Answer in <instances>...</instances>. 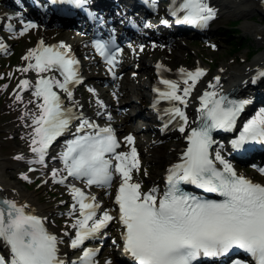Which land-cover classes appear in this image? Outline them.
<instances>
[{"label":"snow or ice","instance_id":"snow-or-ice-1","mask_svg":"<svg viewBox=\"0 0 264 264\" xmlns=\"http://www.w3.org/2000/svg\"><path fill=\"white\" fill-rule=\"evenodd\" d=\"M71 2L80 6L85 0ZM176 11L184 12L183 21L198 26H205L216 15L207 0H183ZM176 11L172 15H176ZM33 27L35 25L32 23L26 24L20 35ZM93 46L111 66V71L120 50L112 51L110 42L100 40L93 41ZM2 48L4 45L0 44ZM23 59L34 60L35 63L30 62L19 71L33 69L39 74L57 70L63 76L62 82L55 77H41L35 84L33 96L43 101L38 104L39 113L31 117L33 129L30 144L31 151L38 156L36 162L43 163L49 146L69 130L73 120L79 119L74 138L66 141V147L59 156L63 170L67 171L68 176L83 179L86 185L106 187L113 181L114 167L120 178L115 203L119 206L118 219L123 226V247L136 264H194L201 256L222 257L234 249L248 254L254 264H264V184L238 174L219 150L214 159L223 167L217 168L210 154L215 143L212 131L232 130L248 100H230L215 91H205L200 96V124L186 135L187 148L180 162L168 169L166 188L163 194L158 195L155 188L142 192L140 183L133 181L132 172L139 171L140 163L132 146V135L124 138L131 146L130 151L117 152L119 144L110 127L97 128L82 116L77 117L71 108L63 106L61 97L53 91L55 86L71 98L69 85L80 83L78 62L67 47L62 43L45 45L41 40L35 48L28 50ZM179 72L183 77L182 94L179 83L172 80L160 81L166 86L165 91L158 88L153 91L159 93L161 100L186 105V98L197 80L205 74V69L197 67L194 71H186L181 68ZM259 76H264V71L259 72ZM29 84V81L21 80L17 87L23 90ZM88 91L94 92L91 88ZM16 99L20 100L21 97L17 95ZM166 111L171 114L169 123L177 117L183 121L179 131L184 133L188 120L181 108L173 104ZM248 142H264V109L244 124L239 137L231 144L234 149H240ZM57 171L53 169L54 180ZM259 171L264 174V169ZM23 179L27 180L28 177L23 175ZM65 179L62 177L57 182L64 183ZM181 184L216 193L222 199L198 197L184 191ZM69 190L75 202L73 211L76 205L79 206V218L72 225L76 235L70 245L75 249L95 237L114 217L108 211H102L97 216L100 205L95 202V196L86 195L74 185H69ZM25 208L12 200H0V240L10 250V258L0 255V264H65L58 255V244L62 241L46 230L40 217L26 212ZM95 254V249L84 248L73 264H95ZM233 264L247 262L234 260Z\"/></svg>","mask_w":264,"mask_h":264},{"label":"bare ground","instance_id":"bare-ground-1","mask_svg":"<svg viewBox=\"0 0 264 264\" xmlns=\"http://www.w3.org/2000/svg\"><path fill=\"white\" fill-rule=\"evenodd\" d=\"M15 4L23 2H28L30 0H14ZM126 2H129V4H134V0H125ZM121 1V6L123 2ZM5 2V0L3 1ZM90 3L95 4V6H98L102 8V11L107 10L110 12L112 8H116L120 6L118 3H114V0H89ZM210 7H212L215 10V17L216 16H239L243 17L246 20H244L243 23L239 25V28L242 31L248 32L252 34L255 39H257L259 42L264 44V23H261L260 20H253L251 19V16L255 11H259L264 16V0H207ZM14 4V2H13ZM36 12L31 13V15H26V17L29 19V22H12L10 19L13 17H8V13L1 8L0 4V26H11L10 28H13L14 26L24 27L28 23L35 22L39 27H42L43 25H49L53 27H58L63 24H67L70 22L69 20H65L62 22V20H58L56 24L50 23V20L52 19V16L41 6H37L34 9ZM101 11V12H102ZM117 14L122 15L121 22H125L123 17L125 16H133L134 12L132 13L127 7H124L123 9L119 8L117 9ZM36 15H40L41 18H37ZM136 15V14H135ZM137 19V18H136ZM135 17L134 20L136 21ZM154 17L152 15L149 16L145 21H138L140 23L136 24L133 28L130 26L128 29L122 30V35L120 37L123 39V51L120 52L127 54L129 57L125 58L122 62L120 59H117L116 67H112L111 71L109 68L111 67L107 63L100 64V66L94 71H88L86 70V64L83 66V73L82 75L85 76L87 79H91L93 83H100L101 81L106 80H114V79H121L117 85H114L113 88L110 91V93H104L103 90L97 89L95 86L89 85L88 87L93 89L94 92H90L91 96L86 97V94L80 95L78 93V89L76 85L72 84L69 85V90L72 92V97L69 98L65 92H63L61 89L53 86V91H55L63 101V106L65 108H71L73 111V114H75L77 117L82 116L84 119L88 120L90 123L95 124L97 128H102L105 125L99 126L96 124L94 120H96V116H99L101 114H108L110 108H115L117 106H122L125 103L123 99H121L122 93H126V87H124L127 77L124 75V69L131 67L130 70H133L134 64H137V66L143 68L144 70H148L150 74L147 78L140 79L136 75H131L130 78H128L131 83L134 85L135 91L141 96L145 97L146 99H149L148 102L143 103L140 101V104H138V110L136 114L143 117L137 124L131 126L130 132L127 134H123L121 144L118 149H116L117 152H128L130 151V145L127 144L125 141V137L128 135H132L134 138V146L136 149L137 154L143 153L147 156L148 159L158 161L160 164L158 165V169L155 172V179L159 180L162 176V173L167 170L172 162L176 159L180 151L183 149L185 142H186V135L188 131H185L184 133H181L179 131V127L181 124H183V121L177 117L175 120H172L171 123H169L170 120V113H168L166 110L171 108L173 104H175L177 107L181 108V110L184 112L185 116L187 117V120L190 118V115H186L187 112L190 114H193V119L198 116L199 109H200V96L204 94L205 91H215L218 94L221 92H225L234 86L238 85V89L236 90V94L240 97L241 100H248L249 103L246 104L241 111L240 115L237 117L236 124L230 131H225L222 129H219L217 131L216 136L213 138L215 143L212 145L210 153L215 158V153L217 150L220 151L222 157L228 161L234 168V170L241 175L247 176L245 173L240 172L236 169L233 161H229L227 158L230 156H233L232 158L242 157H250L252 154H254L258 158L264 157V142H258V146L253 147L254 150L250 153V150H245L243 147L240 149H234L232 147L231 141L237 139L243 130L244 124L252 119L254 116L257 115V113L264 109V76H259V72L264 71V47L262 50H260L259 53L252 55L249 59H246V55L243 54L238 62H236V58L234 59V62L236 64H231L230 62H224L221 61L219 65L213 70L208 71V65L204 61V58L201 56L195 60L194 63L191 62H184L180 65H173L168 61V55L163 54L157 58H152V48L149 50H146V52L143 51L142 46L143 44H155L156 42H169L172 41V36L175 32H178L177 35H180L179 33L184 32H206L209 29L208 23L205 26H198L195 24H190L186 22V26H182L180 28L171 26L170 22H168L164 17H159L156 21H154ZM75 21L79 24H77L80 28V31L86 32L87 27H89L91 30L94 31H100L104 32L107 31V29H111V33L115 34L116 27L114 24L115 22H107L108 25L106 27L102 26V23L99 21H88V19L85 16H78ZM88 21V22H87ZM154 21V22H153ZM119 23V22H118ZM139 24L141 25L142 29L140 28ZM131 25V24H130ZM139 28L143 31H140ZM146 28V29H145ZM68 32V31H66ZM88 32V31H87ZM212 31H209L211 33ZM154 33H157V35L162 34L160 37V40L153 39ZM90 32L88 33L89 36ZM87 35L78 34L75 37L77 39L83 38L85 39V43H92L91 35L88 37ZM52 37L48 36V33L45 29L41 30L37 34L36 39H29L26 43V53L27 54L29 49L35 48L37 44L42 40L45 45H54V41H51ZM55 45L63 44L67 48L70 49H76V43L68 44L63 41L55 42ZM0 44L4 45V48L0 49V55L3 52H6L7 45L4 42V39L0 35ZM148 55V58L142 57V54ZM24 55V56H25ZM23 56V57H24ZM22 59L23 67H26L28 63H35L34 60L32 61H26ZM151 57V58H150ZM152 61V64H151ZM121 62V64H119ZM160 65L161 67H157ZM197 67L205 69V74L200 77L196 85L193 87L191 94L186 98L187 104H180L176 101H168V100H161L159 99V93L152 91V87L155 85V88H158L160 91H165L166 86L162 84L161 80H172L176 81L180 85V93L182 94V89L184 87L183 85V77L181 73L179 72V69L183 68L186 71H194ZM21 68V69H22ZM103 77H99L97 74L102 73ZM41 77H55L57 80L63 81L62 77L57 73L56 70H50L45 73H37L33 69H29L28 72H22L20 73L19 77L16 79V85L14 88V92L12 96L14 97L13 101L15 102V106L13 107V114L17 115L19 119H22V123L19 127H17V130L19 131V138L18 143L20 146L27 147L24 150V153H20L17 157H22V159L14 158L15 160H20L22 163H27L28 160L37 163L38 156L36 153H33L31 151V133L33 129L32 120L31 117L33 114L39 113L38 104L42 103V99L36 96H33V92L35 91V84L37 79ZM219 78L218 80L216 78ZM260 77L259 82H250L253 80V78ZM21 80H27L30 82L29 86L27 88H24L21 90V88L17 87ZM262 81V82H260ZM124 85V86H123ZM211 85V87H210ZM237 87V86H236ZM137 94V95H138ZM19 95L21 97L20 100L16 99V96ZM109 99L106 100L103 97H108ZM138 97V96H137ZM144 98V99H145ZM142 99V98H141ZM128 101H131V98L128 99ZM101 104L103 106H101ZM90 105H93L94 110H91L89 107ZM88 109V110H86ZM27 113V115H26ZM134 112H132L130 117H133ZM93 117V118H92ZM153 118V119H152ZM152 119V126L160 131L170 132L177 134V139L175 142L165 147L164 149H158L155 147V144H149L148 147L141 149L139 148L140 140L136 139L135 134H137L139 131L143 130L142 125L150 122ZM193 119L190 123V125L193 124ZM150 120V121H147ZM79 119L73 120L69 126V130L63 133L59 138L58 142L53 143L51 146L53 147L50 151L47 150L43 163L41 166H35L34 169H41L44 172H47V182L53 181L52 172L53 169L58 170L57 176L55 180H60L62 177H66L64 182L69 180L71 176H68L67 171L63 170L64 165L62 161L60 160L59 156L60 153L64 151L66 147V141L71 140L74 138V134L76 132V127L79 125ZM241 124V125H240ZM145 128V126H144ZM124 129V128H123ZM117 130H122V126H117ZM86 131H94V129H86ZM225 145V146H223ZM50 146V147H51ZM49 147V148H50ZM123 147V149H122ZM121 148V149H120ZM259 149V151H258ZM50 158H57L59 160V167L55 168L53 166V163L50 161ZM49 160V161H48ZM215 161V159H214ZM115 162V161H114ZM216 165L220 168L223 166L218 162L215 161ZM9 162L6 160H0V174L1 172L5 171L9 173V178L18 176L19 174L21 177L23 175H31V171L28 173L20 171V170H11L9 169ZM9 169V170H7ZM264 169V168H261ZM166 172V171H165ZM51 174V175H50ZM132 176L134 177L133 173ZM36 180V179H35ZM134 181V180H133ZM120 182V179H119ZM135 182V181H134ZM256 183H262L264 184V180L259 179L255 181ZM67 183L68 187L69 185H74L77 188H80L86 195L88 196H95L96 197V203L100 205V208L97 210V216L100 215L102 211H108L110 215L114 217L113 220L118 219L119 212L113 208L112 203H100L97 200L96 193L90 192L87 190V185L84 181H82L80 184H72V182ZM153 184L150 186V188L142 191L147 192L152 188H155L157 190V194H159V189L156 188ZM141 185V184H140ZM0 197L2 199H8L15 201L17 205L19 206H26L25 211L36 215L40 217L43 221L44 227L46 230L58 237L59 240L62 241V243L58 244L59 252L64 255L65 257V264H73L74 261L78 260V257H80L83 253L84 248H72L71 241L75 238L76 235V229L72 227L75 220L79 218V206L76 205V210L73 211V208L69 211H72V213H76V216L73 218V221L71 223H68L66 225L67 230L61 229L60 227L54 226L49 222V218L54 212V209H51L47 206H44L39 203L38 198H35L30 192L24 190L21 186H19L17 183L11 181L10 179H3L0 176ZM71 200L73 203L72 194H71ZM112 220V221H113ZM111 221L109 224L101 229V231L96 235L99 236L100 239H106L108 236L105 234L107 233V229L109 228ZM118 230L120 233L123 231V226L120 224L118 227ZM95 236V237H96ZM90 239H94L90 238ZM100 246H102L101 241L100 242H90L88 248H92L96 250V254L99 253ZM119 245L115 246V248H118ZM0 247H1V253L3 256L10 258V251L8 246L0 240ZM75 252V253H74ZM95 254V255H96ZM95 264H97L96 259L94 258Z\"/></svg>","mask_w":264,"mask_h":264},{"label":"rangeland","instance_id":"rangeland-1","mask_svg":"<svg viewBox=\"0 0 264 264\" xmlns=\"http://www.w3.org/2000/svg\"><path fill=\"white\" fill-rule=\"evenodd\" d=\"M0 4L1 8L8 13V17L15 16L14 18L10 19V21L15 23L26 21V18L22 16L27 10L26 6L22 5L21 7H9L6 6L2 0H0ZM156 9H159L158 5L156 6ZM251 19L257 21L260 20L261 23H264V16L259 11H255L251 16ZM244 20L246 19L239 16H216L210 20L209 24H216L217 30L209 33L207 37L176 35L174 38H172L171 43L165 42V40L156 42L155 44L146 43L143 44L142 49L144 52H146V50L152 48L151 57L153 59L163 54H167L168 61L173 65H180L183 63V61L186 63H194L195 60L201 56L208 65V71H213L221 61L236 64L243 54L246 55V59H249L252 55L259 53L260 50L263 49L264 44L255 39L252 34L242 31L239 28V25L243 23ZM43 29L47 31L49 37H52L51 41H63L68 44L76 43V51L84 59L86 70L94 72L100 66V64H104L102 60L94 55L89 43L84 42L85 39H77L75 37V35L77 36L78 34L88 36L89 32L87 31L82 32L79 29L72 28L69 25L59 26L56 28L49 25H43L42 27L35 26L31 29H28L23 35H20L23 27L15 26L10 28L8 26H0V35L7 45V51L0 55V160L8 161L10 167L9 169L11 170H20L25 173L31 171V175H27V180L23 179V176L21 177L20 174L18 176L9 178V173L5 171L1 172L0 176L3 179H10L21 186L24 190L30 192L35 198H38L40 204L54 209V212L49 218V222L54 226L67 230L66 225L71 223L73 218L76 216V213L69 211L73 208L74 203L71 200V192L67 183L70 184L69 182H72V184L76 185L80 184L81 181L70 178L64 183H59L57 182L58 180L47 182V172H44L39 168L34 169L35 166H41V164L34 163L30 160H28L27 163L21 164L22 162L20 160L18 161L14 159L17 158L20 153H24V150L27 147L20 146L18 143V139H20V133L17 130V127L21 125L22 119H19L17 115L13 114L15 102L13 101L14 97L12 94L16 85V79L21 73L19 69L23 67L21 58L26 53L25 45L29 39H36L37 34ZM235 46L242 47L238 50H233ZM121 50L123 51V49ZM250 51L254 52L248 57L247 54ZM146 54L147 53L142 54L141 56L143 58H148V55ZM128 57L129 56L124 52L121 53V55H119L117 58L122 62ZM235 58L237 60L236 62H234ZM121 62L119 64H121ZM130 68L131 67L124 69V75L127 77V80L124 84L125 86H123L126 87L127 92L124 94L122 93L120 97L125 101L126 104L117 106L115 108H110L108 114L96 116V120H94L97 122L96 124L107 122L110 127L114 128H117V126H122V130H117L121 140L123 134L130 132L129 128L131 126L142 120L140 117L135 116L131 118L129 115V113L132 112L133 104H131L128 99L131 98L129 94L131 93L132 95L131 91L132 88L134 89V85L128 78H130V76L133 74L140 79H144L147 78L151 72V70H144L143 68L137 66V64H134L133 70H130ZM104 72L105 71L102 73L98 72L97 74H99V77H103V74H106ZM120 80L121 79L116 78L114 80H104L96 84L93 83L91 79H86L81 85L77 87L78 93L80 95L86 94V97H90L91 93L88 91V86L92 85L97 89L103 90L104 93L109 94V90H111L114 85H117ZM103 98L108 100L109 96ZM139 100L143 103L148 102V100L144 98ZM89 107L91 110H94L93 105H90ZM186 115H190L188 123L185 125V131H188L189 127L191 126L190 123L193 119V114L187 112ZM142 133L143 135H141ZM142 133L136 137V139L141 140V143L138 145L140 150L148 147L151 143L155 144V147L162 150L165 147L172 145L177 139V134H172L170 132L164 133V131L157 130L153 126L145 127L142 130ZM58 140L56 139L55 142H58ZM48 149L49 151L51 150L50 148ZM138 158L140 167L139 171L133 170V180L141 184L142 191L150 188V186L153 184V181L156 188L159 189L160 180L155 179L154 176L160 163L158 161L148 159L143 153H139ZM227 159L229 161H233L238 171L245 173L254 181L259 179L264 180V174L259 171L260 169L249 164L252 163L248 162L251 160H247V162L244 164H239L231 157H228ZM50 161L53 163L55 168L59 167L60 163L57 158H50ZM117 180L118 178L114 179V181L108 187L88 186L87 190L96 193L98 202L113 204L114 194L118 184ZM119 224L120 223L117 220L111 221L110 226L107 229L109 237L106 239V243L102 245L103 247H100L99 253L94 257L97 264H106V262L109 261L111 264H124L122 260L118 258L116 252L112 248L116 245V241L118 239ZM99 240L88 239L82 245H80V248L85 247L87 243L89 244L91 241L98 242Z\"/></svg>","mask_w":264,"mask_h":264},{"label":"trees","instance_id":"trees-1","mask_svg":"<svg viewBox=\"0 0 264 264\" xmlns=\"http://www.w3.org/2000/svg\"><path fill=\"white\" fill-rule=\"evenodd\" d=\"M241 47H242V46H240V47H239V46H237V47L235 46V47L233 48V50H238V49H240ZM252 53H253V51H250V52H249V55H251Z\"/></svg>","mask_w":264,"mask_h":264}]
</instances>
